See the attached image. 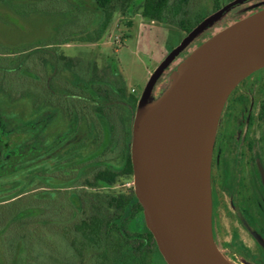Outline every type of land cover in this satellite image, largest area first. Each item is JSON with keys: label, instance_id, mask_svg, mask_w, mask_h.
<instances>
[{"label": "rangeland", "instance_id": "1", "mask_svg": "<svg viewBox=\"0 0 264 264\" xmlns=\"http://www.w3.org/2000/svg\"><path fill=\"white\" fill-rule=\"evenodd\" d=\"M229 1L192 0L187 8L190 22L212 17ZM54 2L65 5L17 0L11 6L0 0V82L1 74L7 71L2 65L8 62L15 71L20 67L16 72L23 73L28 55L22 52L26 51L31 59L43 53L53 59L47 67V78L55 83V61L60 54L85 63L96 62L100 71L107 70L109 75L119 74L127 94L141 98L152 74L187 36L178 27V19L174 24L152 22L143 15L146 0H132L124 13L114 15L103 37L94 40L88 33L98 30L104 20L95 0ZM68 5L74 12L68 11ZM262 7L264 4L255 5L246 12L250 14ZM235 11L224 13L173 61L156 84L150 106L163 97L195 51L223 28L236 23ZM88 17L93 18L89 23ZM71 23L78 27L70 29ZM65 42L69 44L64 45ZM5 54H12L11 59H3ZM61 76L69 84L84 85L68 71ZM30 78L35 83L36 79ZM33 89L31 96L16 102L0 93V202L36 190L48 199L64 203L67 196L62 191L72 190V182L82 176L83 157L94 152L98 144L92 141L85 151L79 148L86 138L84 127L67 120L59 109L35 113L34 85ZM263 107L264 68L245 80L227 101L217 130L212 168L213 234L228 264H248L231 251L235 241L251 251L252 262L261 258L264 249V241L253 228H244L239 220L240 211L250 205L251 191L258 187L257 171L264 174ZM113 164L119 166L120 160ZM131 187L133 182L115 190L122 192ZM232 201L237 206H232ZM17 209L18 204L0 205V264H75L77 260L69 245L57 235L62 229L61 220L34 231L19 222ZM33 215V211H28L22 218Z\"/></svg>", "mask_w": 264, "mask_h": 264}, {"label": "trees", "instance_id": "2", "mask_svg": "<svg viewBox=\"0 0 264 264\" xmlns=\"http://www.w3.org/2000/svg\"><path fill=\"white\" fill-rule=\"evenodd\" d=\"M1 1L13 6L17 0ZM28 1L65 5V2L55 0ZM95 1L96 9L104 14V20L98 30L88 34L92 39L100 40L114 15L124 13L132 0ZM191 1L146 0L143 15L152 22L163 24H174L178 19V27L188 36L206 20L203 18L190 22L187 8ZM67 7L68 11L74 12L69 5ZM58 10L62 11L61 8ZM88 18V23L93 20ZM68 27L74 30L78 24L71 23ZM67 44L65 42L64 45ZM22 54L28 55L23 62L26 65L23 73L16 72L20 71V67L15 71L13 65H9L10 62L2 65L7 71L1 74L0 93L10 102H16L31 96L34 85L35 113L39 114L47 108L59 109L67 120L84 127L86 138L79 148L85 151L92 141H96L98 146L94 152L83 157L82 176L72 182V190L62 191L67 196L66 202L48 199L47 195L32 190L1 201L0 205L18 204L19 222L23 221L25 226L33 227L34 231L61 220L62 229L57 235L69 245L77 260L75 264H167L146 226L143 208L134 187L122 192L115 190L133 182L131 143L134 116L140 98L127 94L119 74L112 76L107 70L100 71L96 62L85 63L81 59L58 54L55 61L56 82L53 83L47 78V67L53 62L52 58L44 53L36 59L28 58L30 52ZM11 55L5 54L3 59L10 60ZM66 71L80 78L83 87L66 82L61 76ZM25 74L36 79L37 85ZM110 76L115 78L112 80ZM119 160V166L113 164ZM86 168L90 170L86 171ZM257 174L260 176L261 172L258 170ZM259 181L260 188L264 189L260 177ZM259 209L262 217L259 226L251 216H245L256 235L264 241V204ZM28 211H33L34 215L22 218ZM230 249L248 264H264L263 248L261 258H255L253 262L250 261L251 251L239 241L233 242Z\"/></svg>", "mask_w": 264, "mask_h": 264}, {"label": "water", "instance_id": "3", "mask_svg": "<svg viewBox=\"0 0 264 264\" xmlns=\"http://www.w3.org/2000/svg\"><path fill=\"white\" fill-rule=\"evenodd\" d=\"M229 8L170 52L152 74L133 123L134 191L167 264H228L213 234V154L230 95L264 68V9L210 38L163 97L152 106L149 100L173 61Z\"/></svg>", "mask_w": 264, "mask_h": 264}, {"label": "flooded vegetation", "instance_id": "4", "mask_svg": "<svg viewBox=\"0 0 264 264\" xmlns=\"http://www.w3.org/2000/svg\"><path fill=\"white\" fill-rule=\"evenodd\" d=\"M238 0H230L226 6H229L230 8L228 9L229 12L233 11V10H236L235 13H234V18H236L235 22L237 21H240L248 16H251L261 10L264 9V7H262L261 9L257 10V11H254L253 13H250V14H247L246 10L252 6H255V5H262L264 4V0H241L240 3H237ZM220 11V10H219ZM226 11V12H228ZM225 12V13H226ZM246 14V15H245ZM227 28V27H226ZM225 28H223L222 30H224ZM221 30V31H222ZM249 78V77H248ZM247 78V79H248ZM246 79V80H247ZM245 82V80L240 83L238 85V87L232 92V94L230 95L229 99H231V97L235 94V92L239 89V87ZM228 99V100H229ZM227 105V103H226ZM225 105V107H226ZM216 139H217V136H216ZM216 142L217 140L215 141V148H214V154H213V160H214V155H215V150H217V147H216ZM212 168H213V162H212ZM259 177L261 178V182L264 184V174L261 173L260 176L257 174L256 175V180H257V183L258 184V187L251 191V196L249 199V207H246L244 209H242L240 211V214H239V220L242 222L243 221V227L248 229L249 228V223L247 222V218H246V214L249 216H251V219L259 226V224L261 223L262 221V217L261 215L259 214V206L260 205H263L264 204V189L263 188H260L261 184H260V181H259ZM232 195V193H230ZM232 206H237L236 202L235 201H232Z\"/></svg>", "mask_w": 264, "mask_h": 264}]
</instances>
